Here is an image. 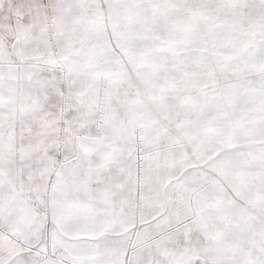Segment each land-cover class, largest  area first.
<instances>
[{"label": "snow or ice", "instance_id": "1", "mask_svg": "<svg viewBox=\"0 0 264 264\" xmlns=\"http://www.w3.org/2000/svg\"><path fill=\"white\" fill-rule=\"evenodd\" d=\"M0 264H264V0H0Z\"/></svg>", "mask_w": 264, "mask_h": 264}]
</instances>
